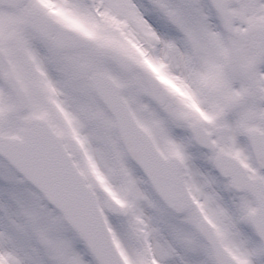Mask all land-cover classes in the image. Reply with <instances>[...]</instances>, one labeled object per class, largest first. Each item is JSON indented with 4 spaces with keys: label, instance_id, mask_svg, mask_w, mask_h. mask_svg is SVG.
Masks as SVG:
<instances>
[{
    "label": "snow or ice",
    "instance_id": "snow-or-ice-1",
    "mask_svg": "<svg viewBox=\"0 0 264 264\" xmlns=\"http://www.w3.org/2000/svg\"><path fill=\"white\" fill-rule=\"evenodd\" d=\"M0 264H264V0H0Z\"/></svg>",
    "mask_w": 264,
    "mask_h": 264
}]
</instances>
